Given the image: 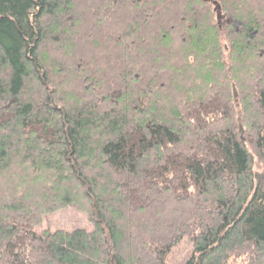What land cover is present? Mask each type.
Segmentation results:
<instances>
[{"label":"trees","instance_id":"obj_1","mask_svg":"<svg viewBox=\"0 0 264 264\" xmlns=\"http://www.w3.org/2000/svg\"><path fill=\"white\" fill-rule=\"evenodd\" d=\"M213 1L0 0V264H264V0Z\"/></svg>","mask_w":264,"mask_h":264},{"label":"rangeland","instance_id":"obj_2","mask_svg":"<svg viewBox=\"0 0 264 264\" xmlns=\"http://www.w3.org/2000/svg\"><path fill=\"white\" fill-rule=\"evenodd\" d=\"M93 225L89 221L86 213L72 207H67L55 211L43 219L41 225L35 228V232L41 233L43 230H64L74 229L92 230ZM192 254V246L187 237H183L180 242L171 249L165 259V264H183Z\"/></svg>","mask_w":264,"mask_h":264},{"label":"water","instance_id":"obj_3","mask_svg":"<svg viewBox=\"0 0 264 264\" xmlns=\"http://www.w3.org/2000/svg\"><path fill=\"white\" fill-rule=\"evenodd\" d=\"M203 1L210 2L213 5V10L216 13L217 22H218V24H220L221 20L223 19V16H222L221 11H220V6L217 4L216 1H213V0H203ZM233 97H234V99H236V97H237V93L235 90H233ZM241 131H242V129L240 128V132ZM243 140L244 139H242V141Z\"/></svg>","mask_w":264,"mask_h":264}]
</instances>
